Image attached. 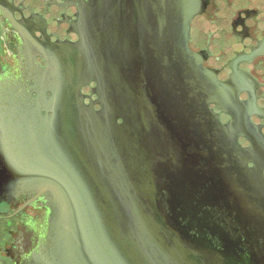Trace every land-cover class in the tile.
I'll list each match as a JSON object with an SVG mask.
<instances>
[{
	"label": "water",
	"instance_id": "obj_1",
	"mask_svg": "<svg viewBox=\"0 0 264 264\" xmlns=\"http://www.w3.org/2000/svg\"><path fill=\"white\" fill-rule=\"evenodd\" d=\"M195 10L183 5L184 36ZM51 58L32 103L0 101V204L28 193L48 207L35 264H264V197L227 190L257 151L209 108L207 68L193 81L166 68L160 85L132 68L129 97L113 68H97L96 109L87 68H57L77 56Z\"/></svg>",
	"mask_w": 264,
	"mask_h": 264
},
{
	"label": "flooded vegetation",
	"instance_id": "obj_2",
	"mask_svg": "<svg viewBox=\"0 0 264 264\" xmlns=\"http://www.w3.org/2000/svg\"><path fill=\"white\" fill-rule=\"evenodd\" d=\"M183 5L196 9L185 36ZM59 45L78 50L63 52ZM53 54L79 61L57 68H87L82 93L96 109L91 76L97 68H113L114 83L129 97L132 68H148L149 79L160 85L166 68H186L185 78L193 81L200 62L217 81L209 108L232 125L243 148L257 151L227 190L264 197V0H0V101L22 95L32 103L40 73L55 67ZM167 56L195 60L167 66ZM33 195L7 196L0 204V264L36 263L48 207Z\"/></svg>",
	"mask_w": 264,
	"mask_h": 264
}]
</instances>
